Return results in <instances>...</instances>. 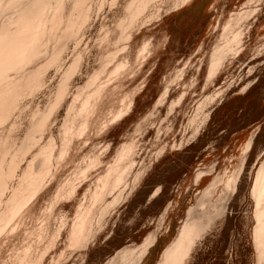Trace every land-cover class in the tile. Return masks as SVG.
Listing matches in <instances>:
<instances>
[{
  "label": "rangeland",
  "instance_id": "1",
  "mask_svg": "<svg viewBox=\"0 0 264 264\" xmlns=\"http://www.w3.org/2000/svg\"><path fill=\"white\" fill-rule=\"evenodd\" d=\"M77 1H64V22L58 20L62 25L56 22L59 33L55 31L57 36H52L56 38L48 37L49 43L45 39L44 44L49 45L43 48L47 52H42V46H39L41 58L39 56L34 64H26V68L23 66L25 70L22 69V73L41 67V74L39 72L37 80H28L33 87L29 90L24 87L26 90L22 93H26L19 96L16 108L11 109L7 121L0 125V160L7 154V149L8 153L11 152L4 159H10L13 152L19 151L16 161L20 163L4 199L10 196L11 187L17 186L30 162L39 170L41 148L47 143L53 146L50 175L43 179V186H39L37 195L27 201L28 208L22 207V213L17 214L12 224L0 232V264H106L122 249L137 251L138 246L156 231L158 239L142 264H158L177 236L188 209L200 198L201 201L209 197L222 207L223 213L186 264H264L255 233L258 223L255 184L264 155L257 164L249 163L241 169L200 167L196 170L191 167L188 183L182 184L178 207L168 217L159 218L157 213L167 199L156 201L153 208L142 213L146 226L129 224L137 204L146 193L145 189L140 191V197L133 202L129 213L120 214L121 205L135 189L139 163L134 169L135 162H126L122 167L119 165L114 172L115 177L122 173L123 178L119 182L114 180L115 177L111 182L110 177L100 176L84 182V171L97 156L95 147L99 144L106 146L113 142L117 146L128 145L135 141L136 134L148 129L142 142L159 148L165 140L166 131L175 129V116L164 123L171 105H157L137 98L129 117L114 124L111 130L103 131L105 125H111L115 118L128 111L130 105L125 101L134 90V70L146 55L142 49L159 33L158 24L162 17L180 0H151L131 22L129 15L133 9L130 11L128 5L132 0H80L78 8L75 5ZM11 11H0V14L3 13L0 19ZM241 11L244 15L239 21ZM80 13L88 14L87 19H81L84 17H80ZM70 14L75 16L73 18L78 26L75 22L77 28L74 34L70 32L68 36L65 32L64 36L61 32L65 30L68 19H72ZM229 23L234 28H225ZM239 31L241 37L234 39ZM218 36L194 61L199 66L203 65L200 77L206 81L210 79V84L197 103L183 106L184 114L176 121L178 129L183 132L192 129L190 135L193 137L205 123L211 108L225 94L244 90L257 77L264 81V0H243V9L235 11ZM56 49L59 50L58 59L49 65L48 61ZM78 56L80 62L76 61ZM214 56H221L222 62L212 79L210 64ZM70 65L74 66L73 71L77 69L72 75ZM64 82L68 91L60 100L57 95ZM88 102L90 104L86 105ZM86 106L89 107L86 109ZM44 118L45 127L39 130L36 126L35 130L34 125ZM87 125L89 130L86 132ZM131 127V134L123 138L122 135ZM33 134L37 136V142L29 141L28 137ZM257 146H264V134L258 137ZM112 158L108 159L110 166L117 163ZM110 166L102 165L100 169L106 173ZM199 170L206 171L207 176L196 185L191 180ZM165 174L164 169L157 167L146 183L152 186L163 180ZM237 174L240 175L238 180L235 179ZM208 187L210 191H204ZM203 195L205 198H202ZM151 218H157L155 224H148L147 220ZM89 242L91 244L87 246ZM23 258L25 261L22 263ZM117 259L120 262L121 257Z\"/></svg>",
  "mask_w": 264,
  "mask_h": 264
},
{
  "label": "crops",
  "instance_id": "2",
  "mask_svg": "<svg viewBox=\"0 0 264 264\" xmlns=\"http://www.w3.org/2000/svg\"><path fill=\"white\" fill-rule=\"evenodd\" d=\"M237 9H243V0H185L163 16L158 24L159 33L152 37L146 55L135 67L134 90L125 101L130 105L128 111L103 129L107 132L114 124L129 117L137 98L157 105H171L164 123L175 116V129L166 131L165 143L159 148L142 142L148 132L146 129L136 134L131 144L117 146L110 142L106 146H96L98 154L84 171V182L99 176L110 177L112 182L119 165L135 162L134 169L139 163L135 189L120 207V214H128L133 202L139 199L140 191L145 189L130 225L146 226L142 213L153 208L160 199L166 198L167 201L157 217H168L179 205L182 184L188 183L191 167L196 170L200 167L243 168L249 163L257 164L264 155V146H257L258 137L264 134V81L258 77L245 90L225 94L211 108L194 137L190 135L192 129L183 132L176 122L184 114L183 106L197 103L210 84V79H201L203 65L194 63L195 59L204 53L210 41L219 37ZM88 130L87 125L86 132ZM131 131L132 127L122 137L126 139ZM109 157L115 158L112 161L117 163L110 166ZM102 165L110 166V170L104 173L100 169ZM157 167L166 171L165 177L150 186L146 182ZM205 176L196 181L194 175L191 183L197 185ZM156 220L151 218L147 222L152 225ZM90 244L86 243L87 246Z\"/></svg>",
  "mask_w": 264,
  "mask_h": 264
},
{
  "label": "bare ground",
  "instance_id": "3",
  "mask_svg": "<svg viewBox=\"0 0 264 264\" xmlns=\"http://www.w3.org/2000/svg\"><path fill=\"white\" fill-rule=\"evenodd\" d=\"M64 1L65 0H8V1L0 0L1 3L5 4V7H4L0 3V5H2L0 6L1 12L2 11L4 12V10L5 12L12 10L10 13L8 12L9 14L7 13L8 15H10L9 17L8 15L7 16L5 15L7 18L4 17L5 18L4 20V18L1 17V19H3L4 21L3 20H2L3 22L0 21V125L4 121L5 122L7 121L8 115L11 113V109L13 107L16 108L15 105H17L16 103H17V100H19L18 99L19 96L21 94L24 95L26 93V92L25 93H22V92L26 90L27 87H28L27 90H29V87H33V84L28 83V82L31 81L32 79L37 80L39 78L38 77L37 79H35L38 76L39 72L41 74V71H40L42 70L40 69L41 67L39 69L36 68L35 70H30L26 73H22V72L25 70L26 64L28 66L29 63L32 64L33 62L34 64L36 60L38 61L39 56L42 54L40 51L41 46H42L41 49L43 50L42 52H47L44 50V48L47 45H49L47 44L50 41L48 37H50L51 39V37L54 34H56L57 36V34L59 33L58 25L59 24L62 25L61 23L64 22L62 21V19L64 18L63 17ZM149 1L151 0H132L129 3L128 8H130V11L133 9L131 14L129 15L131 16V18L129 19L130 22L134 20L136 17H138L136 16V14H140V12H142L144 9L143 7L146 6ZM184 1L185 0H180V2L175 7H178ZM4 2H7V3H4ZM77 2L78 4L76 3L75 5H77V8H78L80 0ZM2 7H3V10H2ZM75 11H76V14H79L77 13V10ZM75 11H72L71 13L73 14L74 12L75 14ZM78 12H80V10ZM82 13H85V12L82 11ZM72 14H70L71 15L70 17H72L74 21L75 16L74 15L72 16ZM81 15L82 14L80 13V17ZM238 15H239L238 16L239 19L237 20L240 21V19L243 18L244 11H241ZM82 16L84 18H81V19L85 20L87 19L88 14H83ZM133 16L135 17L132 18ZM72 19L69 18L68 19L69 21L67 20L68 21L67 26L64 27L65 30L61 32L64 34V36H66V33H68V36H69L70 32L74 34V31H76L75 29L77 28L78 23L76 21L73 22ZM58 20L61 23H59ZM57 21H58V25L56 23ZM75 22L77 23V26H75L76 25ZM78 22H80V20ZM73 24L75 28L73 27ZM232 25H233L232 23H229L228 26L225 28H227L228 30L231 29V27L234 28V26ZM56 27L58 28L57 30H56ZM227 29L225 31H227ZM55 31L56 32L58 31V33H56ZM240 32L241 31H239L238 33L234 35V39L241 37ZM56 36L52 38H56ZM47 38L49 41L47 40ZM45 39L47 40L46 45L44 44ZM42 42L45 46L42 44ZM221 49L222 48H220V50ZM146 50H148V44L144 45L142 49V53L144 52L143 54H145ZM57 51L59 52V50L56 49L52 53V56L50 57V61L47 60L49 62V65L50 63H53L54 61H56ZM79 57L80 56H78L76 60L77 62H80L78 60ZM48 62L46 64H48ZM221 62H222L221 56H214L212 58L211 64H210L211 65L210 66L211 67L210 77H214L216 75V72ZM74 63L76 64L74 65L76 66L75 68H78L77 63L76 62ZM49 65H47V67H49ZM74 66L72 65L69 66L72 71L74 70ZM47 67L45 68V70L47 69ZM22 69L24 70L21 71ZM75 71L70 72V74L74 73ZM21 74H26L27 76L21 75ZM65 74L67 75V73ZM70 76L68 74L69 78ZM26 79L27 81H25ZM66 85L67 84H65V82L62 83V85L60 86V90L58 89L59 94L57 95V97H59L60 100L61 98L62 99L64 98L65 94L67 95V92H65V91H68V88L66 90ZM89 104L90 103L88 102L86 105H89ZM88 107L86 106V109ZM86 109L84 107V110ZM50 111L52 112V110ZM51 112H49V114ZM45 119L46 118H44L40 122L38 121L34 125L35 127L34 129L36 130V126L38 127L39 130H41L40 128H42L43 126L45 127V122H44ZM33 135L32 137H28L30 138L29 141L31 140V142H37L36 140L37 136L34 135L35 137H33ZM5 142L6 141H4V143ZM31 142H28V144H31ZM7 144L8 143H6V145ZM33 144L35 145L36 143H33ZM25 145L27 144L25 143ZM250 147L251 146L249 145L248 150H250ZM52 148L53 146L51 143H47L45 146L41 148L40 153L42 154V160L40 162L41 167L38 166L40 167L39 170L38 168L35 169L33 162H30L27 168L25 169V171H23L22 178L18 182L17 186L11 185L12 186L11 188H13L12 189L13 191L11 192V194H9L10 196L7 199H4L5 198V197L3 198L4 193L10 187L9 182L15 179L14 177L16 176L17 169L20 168V163H17L18 161H16V157L19 151L17 153L15 152H13V154L11 153L12 157L10 159L8 158L7 160V158L4 159V157L5 155L6 157H8L7 154H10L11 151L8 153L9 150L7 151L6 149L7 154H4L3 155L4 157H2L3 159L0 160V232L5 230L4 228L10 226L12 222L14 221V219L16 218V216L22 213V207L23 209H25L26 205H28L27 201L30 198L32 199L33 198L32 196L37 195L36 192L40 191V190L38 191V189H40L39 186L41 185L43 186L44 182L42 183V181H44L43 179L46 178L45 176H47L48 174L50 175ZM22 151H25V150H22ZM64 153L65 151L63 152V154ZM196 173H197L196 181H199L207 172L206 171L204 172L203 170H199ZM121 174L122 173L117 175L115 177L116 179L114 180L119 182L123 178L122 177L123 175ZM239 176L240 175L237 174L235 179L238 180ZM220 181H221V178H220ZM118 182L115 184H118ZM215 182L216 181H214L213 184ZM204 191H210L209 187H208V190L206 189ZM255 196L258 201V209H257L258 223H257L255 233H256L258 244H259L260 253L262 256H264V161L256 177ZM202 198H205V196L203 195ZM200 199H199V202L197 201L198 203L192 205L188 209L187 216L183 220L177 236L171 242V244L166 248V250L164 251L162 255V259L158 264H186V263H189L188 260L192 256L193 252L197 249L201 240L209 234V232L213 228V225L217 222L218 218L223 213L222 207L219 205H216V203H213L210 197L207 199L201 200V201ZM156 232L155 233L153 232V234L151 233V235L141 245L138 246L137 251L136 249H134L133 251L131 250V248L129 249V248L124 247L125 249L120 250L117 253V255L111 257L106 262V264H142L149 250L156 243L158 239V235H157L158 233ZM118 256L121 257V260H119L120 262L117 261ZM24 261H25V258L22 259V263Z\"/></svg>",
  "mask_w": 264,
  "mask_h": 264
}]
</instances>
